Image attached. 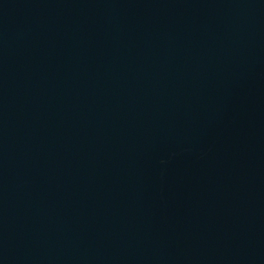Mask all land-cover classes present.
Returning <instances> with one entry per match:
<instances>
[{"label": "water", "instance_id": "water-1", "mask_svg": "<svg viewBox=\"0 0 264 264\" xmlns=\"http://www.w3.org/2000/svg\"><path fill=\"white\" fill-rule=\"evenodd\" d=\"M0 264H264V0H0Z\"/></svg>", "mask_w": 264, "mask_h": 264}]
</instances>
